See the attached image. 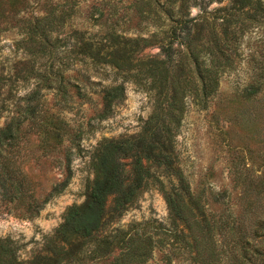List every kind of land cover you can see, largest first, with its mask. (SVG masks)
Returning <instances> with one entry per match:
<instances>
[{
	"label": "trees",
	"instance_id": "16d2710c",
	"mask_svg": "<svg viewBox=\"0 0 264 264\" xmlns=\"http://www.w3.org/2000/svg\"><path fill=\"white\" fill-rule=\"evenodd\" d=\"M92 1L85 17L91 25L84 28L73 27V23L77 15L81 17L86 0H0V33L16 29L23 36L18 45L34 61L35 58L47 61L46 76L37 74L31 62L25 65L29 74H35L47 89L56 92L59 103L68 101L69 66L59 55L61 47H67V53L82 63L91 60L129 78L149 80L156 98L152 113L137 135L103 139L99 143L92 160L94 177L86 188L85 199L81 204L69 206L53 234L45 237L44 255L20 260L21 246L10 237L0 238V264L80 261V242L100 233L110 220L119 219L152 184H158L163 194L173 228L147 225L134 232L116 229L93 240L94 259L117 250V255L106 264H148L157 247H169L167 262L175 257L188 264H264V155H259L257 163H250L245 157L231 161L232 174L237 175L235 180L248 182L242 189L246 206L242 213L236 214L227 203H221V210L212 209L204 190L197 193L191 190L175 165L174 149L187 97L206 108L218 93L221 76L237 68L242 39L255 30L264 33V1L229 0L227 5L213 10L209 6L223 0ZM125 1L129 2L126 6ZM192 7L201 10L196 17L190 16ZM121 8L134 11L139 19L136 27H122V19L116 17ZM142 25L154 31L144 37ZM130 31L136 36L128 37ZM258 43L260 58L254 53L248 56L249 82L240 95L243 100L258 102L252 109V121L261 125L264 123V36ZM150 44H160L165 58L140 57V52ZM80 76L89 83L87 75ZM39 93L37 90L25 98L24 105L18 104L19 116L0 127V186L4 196L12 201L21 199V183L6 165L3 147L21 133L23 116H30L34 123L40 106L34 102L40 101ZM124 98L122 84L103 87L99 118H108L113 106ZM247 114L246 122L251 120L249 111ZM58 123L52 129L42 125L45 140L52 137L62 140L64 131L57 127ZM248 164L252 168L257 164L261 169L259 176L251 177ZM152 167L162 170L166 178L174 177L178 182L176 188L168 191ZM218 195L224 197L223 193ZM109 199L112 205L108 208ZM215 202L219 201L215 199ZM40 207L30 209V216H36ZM258 209L262 210L260 216ZM249 215L254 218L251 227L246 226Z\"/></svg>",
	"mask_w": 264,
	"mask_h": 264
},
{
	"label": "rangeland",
	"instance_id": "374dc122",
	"mask_svg": "<svg viewBox=\"0 0 264 264\" xmlns=\"http://www.w3.org/2000/svg\"><path fill=\"white\" fill-rule=\"evenodd\" d=\"M91 1L86 0L81 17H75L73 27H90L91 21L86 22L85 17ZM128 3L125 1L124 6ZM228 3L229 0L213 2L209 10ZM122 5L118 4L119 7ZM190 12L191 17H196L201 10L192 7ZM116 17L122 19L124 28L132 29L139 23L132 9L121 8ZM141 28L144 37L154 31L152 27L144 29V25ZM127 36L135 37L136 33L130 31ZM263 36L262 31L255 30L242 39L237 68L221 76L218 93L208 101L206 108L197 105L191 96L187 97L186 111L175 137V165L193 192H206L211 208L216 211L223 207L221 203H227L236 214L242 213L246 206L242 189L248 182L235 180L237 175L232 174L231 161L245 157L250 163H257L259 155H264L260 151L264 149V123L256 125L252 121V109L258 102L255 99L243 100L240 95L249 82L247 58L253 53L260 58L261 45L258 40ZM22 38L16 29L0 33V127L12 117L19 116L17 105H24V99L37 90L40 91V101L34 104L39 103L40 106L34 123L30 116H23L21 133L11 144L3 147L6 165L21 183V199H7L0 186V238L15 240L21 246L19 259L29 260L45 254V237L51 236L62 222L65 210L84 201L86 188L94 177L92 160L99 143L103 139L137 135L151 115L156 98L150 89V81L144 77L129 78L108 65H96L91 60L82 63L79 58L75 60L74 55L67 53L69 48L61 47L59 55L69 66L66 73L70 81L68 101L59 103L60 97L55 95L54 90L47 89L35 74L28 73L25 64L31 62L37 74L48 75L47 61L41 58L34 61L29 52L18 45ZM139 56L144 59L165 58L160 44L146 46ZM79 73L87 75L89 83L84 82ZM118 84L125 88L124 100L113 106L108 118H99L102 111L101 90ZM247 111L251 114L248 122ZM56 123L64 131L62 140L59 142L53 137L45 140L42 125L52 129ZM258 133H262L260 137ZM247 167L251 170V177L259 176L261 169L257 168V164L253 168L251 164ZM151 169L161 178L168 191L176 188L178 182L174 177L166 178L162 170L156 167ZM241 172L248 175L247 171ZM219 193H223L224 197H220ZM215 199L219 202H215ZM40 205L37 215L31 217L30 209ZM111 205L109 199L107 207ZM261 211L258 209L257 215L260 216ZM252 220L253 216L249 215L246 226L251 227ZM147 225L167 230L173 228L158 184L146 189L119 219L110 220L100 233L82 240L79 247L81 260L71 264L108 263L118 251L94 259V254H91L94 239L114 233L116 229L141 231ZM169 254V247H157L148 264H188L182 258L175 257L167 262L166 256Z\"/></svg>",
	"mask_w": 264,
	"mask_h": 264
}]
</instances>
